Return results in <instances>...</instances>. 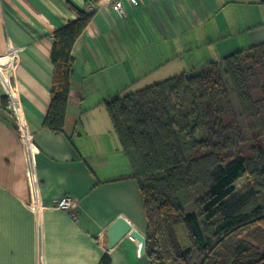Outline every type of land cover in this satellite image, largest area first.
Listing matches in <instances>:
<instances>
[{
  "label": "crops",
  "instance_id": "1",
  "mask_svg": "<svg viewBox=\"0 0 264 264\" xmlns=\"http://www.w3.org/2000/svg\"><path fill=\"white\" fill-rule=\"evenodd\" d=\"M0 0V57L15 53L12 82L30 143L0 103V264H150L132 233L114 248L119 218L146 237L138 181L106 102L198 71L264 43V0ZM95 10L72 50L64 132L44 126L52 102L54 32ZM0 90H2L0 88ZM78 201L72 216L55 208Z\"/></svg>",
  "mask_w": 264,
  "mask_h": 264
},
{
  "label": "trees",
  "instance_id": "2",
  "mask_svg": "<svg viewBox=\"0 0 264 264\" xmlns=\"http://www.w3.org/2000/svg\"><path fill=\"white\" fill-rule=\"evenodd\" d=\"M95 13L54 32L44 126L56 134L66 122L72 50ZM1 104L6 109L9 98ZM106 109L140 187L150 264H264V43ZM100 264L113 262L106 254Z\"/></svg>",
  "mask_w": 264,
  "mask_h": 264
},
{
  "label": "built area",
  "instance_id": "3",
  "mask_svg": "<svg viewBox=\"0 0 264 264\" xmlns=\"http://www.w3.org/2000/svg\"><path fill=\"white\" fill-rule=\"evenodd\" d=\"M124 1H128L132 5H136L138 0H115L114 5L120 11L123 10ZM15 53L0 57V103L3 96L9 98V112L15 120L20 132L24 135L26 143H30V137L26 134L24 128V120L22 117L21 103L19 101L16 89L12 82V76L15 70ZM78 206V201L71 195H65L55 203V208L74 215V211Z\"/></svg>",
  "mask_w": 264,
  "mask_h": 264
},
{
  "label": "water",
  "instance_id": "4",
  "mask_svg": "<svg viewBox=\"0 0 264 264\" xmlns=\"http://www.w3.org/2000/svg\"><path fill=\"white\" fill-rule=\"evenodd\" d=\"M132 233L138 239H140L144 245L143 252H146V237L140 235L137 231H134L131 224L125 219H117L108 230V247L114 248L125 236Z\"/></svg>",
  "mask_w": 264,
  "mask_h": 264
},
{
  "label": "rangeland",
  "instance_id": "5",
  "mask_svg": "<svg viewBox=\"0 0 264 264\" xmlns=\"http://www.w3.org/2000/svg\"><path fill=\"white\" fill-rule=\"evenodd\" d=\"M135 91H136V90H135ZM245 181H246L245 178L242 179V180L238 183V187L242 188V187H243V184L245 183ZM258 202H259L260 204H263V205H264V194H262V195L259 196V200H258ZM251 207H252V206H251ZM187 210H188V211H192V206L188 207Z\"/></svg>",
  "mask_w": 264,
  "mask_h": 264
}]
</instances>
